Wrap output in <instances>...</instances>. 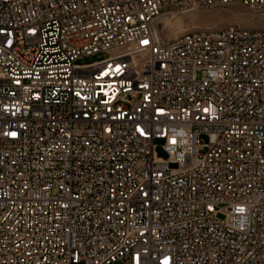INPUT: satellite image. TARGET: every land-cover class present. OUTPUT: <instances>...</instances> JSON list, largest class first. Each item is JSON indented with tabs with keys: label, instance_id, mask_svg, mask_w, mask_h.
I'll return each mask as SVG.
<instances>
[{
	"label": "built area",
	"instance_id": "obj_1",
	"mask_svg": "<svg viewBox=\"0 0 264 264\" xmlns=\"http://www.w3.org/2000/svg\"><path fill=\"white\" fill-rule=\"evenodd\" d=\"M235 3L0 0V264H264V31L156 27Z\"/></svg>",
	"mask_w": 264,
	"mask_h": 264
},
{
	"label": "rangeland",
	"instance_id": "obj_2",
	"mask_svg": "<svg viewBox=\"0 0 264 264\" xmlns=\"http://www.w3.org/2000/svg\"><path fill=\"white\" fill-rule=\"evenodd\" d=\"M156 27L164 42L187 33L220 31L227 28L264 31V10L251 9L235 3L229 6L200 8L184 13L165 12L156 20ZM106 58L105 54H98L82 59L79 64L86 65ZM201 141L206 142V138L202 137ZM158 152L164 157L160 150ZM219 218L222 217L219 216Z\"/></svg>",
	"mask_w": 264,
	"mask_h": 264
}]
</instances>
